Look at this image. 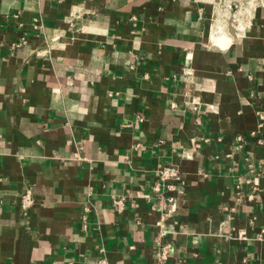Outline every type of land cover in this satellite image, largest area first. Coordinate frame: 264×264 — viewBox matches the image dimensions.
<instances>
[{"label":"crops","instance_id":"1","mask_svg":"<svg viewBox=\"0 0 264 264\" xmlns=\"http://www.w3.org/2000/svg\"><path fill=\"white\" fill-rule=\"evenodd\" d=\"M241 1L0 0V264H162L161 230L167 264H264V0Z\"/></svg>","mask_w":264,"mask_h":264},{"label":"built area","instance_id":"2","mask_svg":"<svg viewBox=\"0 0 264 264\" xmlns=\"http://www.w3.org/2000/svg\"><path fill=\"white\" fill-rule=\"evenodd\" d=\"M220 2L225 3L224 8H229L231 10L234 9H240L242 8V1L241 0H235V1H229V0H219ZM232 21L237 25V28H240L238 19L236 16H231ZM8 20L14 21L15 24L22 27L24 25L23 20L21 19V12H13L8 16ZM34 28H38L40 26L39 18L34 17ZM31 41L30 36L23 32L17 40L12 42V45L15 47H21L26 44H29ZM180 179V171L177 166L175 165H167L160 169L158 179L155 182L154 185V191L156 193H159L163 188H174L175 183ZM161 198H167L170 203H172V207L176 206L175 199L173 197H165V195L162 193L160 194ZM21 208L24 212H28L33 205L35 204V197L30 188H27L25 191L21 194ZM113 204L117 210H123L127 204V198L125 195H118L115 196L113 199ZM165 218V217H164ZM164 218L162 217L161 220L158 221V225L160 227H163ZM166 234L164 230L160 231V237L158 238L159 245L161 246L160 252H159V259L162 264H167L169 253L171 252V245L169 243L163 244L161 242V238ZM96 264H109L106 257H101L97 260Z\"/></svg>","mask_w":264,"mask_h":264}]
</instances>
